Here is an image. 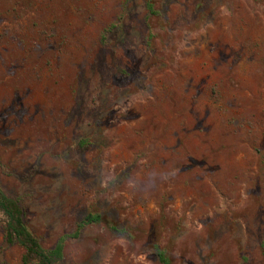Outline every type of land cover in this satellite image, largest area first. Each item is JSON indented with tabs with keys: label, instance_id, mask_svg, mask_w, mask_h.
<instances>
[{
	"label": "rangeland",
	"instance_id": "1",
	"mask_svg": "<svg viewBox=\"0 0 264 264\" xmlns=\"http://www.w3.org/2000/svg\"><path fill=\"white\" fill-rule=\"evenodd\" d=\"M0 189L62 264H264V0H0Z\"/></svg>",
	"mask_w": 264,
	"mask_h": 264
},
{
	"label": "trees",
	"instance_id": "2",
	"mask_svg": "<svg viewBox=\"0 0 264 264\" xmlns=\"http://www.w3.org/2000/svg\"><path fill=\"white\" fill-rule=\"evenodd\" d=\"M150 8L153 11L152 5ZM0 215L4 220L7 241L10 244H19L25 249L23 256L25 264H62L65 256V240L69 235L62 236L51 248L44 247L37 235L28 226L21 203L6 195L1 189ZM103 220L104 216L101 213H88L79 223V228L74 235H79L84 226L100 223ZM158 255L163 264H171V260L165 251L158 250Z\"/></svg>",
	"mask_w": 264,
	"mask_h": 264
}]
</instances>
